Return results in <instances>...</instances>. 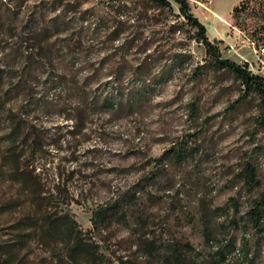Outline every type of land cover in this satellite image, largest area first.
<instances>
[{
  "label": "rangeland",
  "instance_id": "374dc122",
  "mask_svg": "<svg viewBox=\"0 0 264 264\" xmlns=\"http://www.w3.org/2000/svg\"><path fill=\"white\" fill-rule=\"evenodd\" d=\"M187 2L221 57L264 79V0ZM5 19L0 264H264L259 100L174 2L28 0ZM77 242L92 251L74 261Z\"/></svg>",
  "mask_w": 264,
  "mask_h": 264
},
{
  "label": "trees",
  "instance_id": "16d2710c",
  "mask_svg": "<svg viewBox=\"0 0 264 264\" xmlns=\"http://www.w3.org/2000/svg\"><path fill=\"white\" fill-rule=\"evenodd\" d=\"M28 0H0V29L3 28L5 24V18L8 16L9 12H14L17 10H20L21 7L24 5V3ZM156 2L157 4L161 6H170V2H174L178 6L179 14L182 16V18L185 21V24L189 27L193 28L196 32V36L198 37V40L203 43L205 48V53L208 57H210L216 66L219 69H225L227 71H230L234 73L241 82V85L243 86L242 89V98H245L251 94H256L257 98L259 100L258 109H259V121L261 124L264 125V79L263 77L252 74L249 71L245 69L242 65H239L235 63L234 61H231L227 58L221 57L218 51V47L210 42L206 36V29L205 26L190 12L188 2L187 0H151ZM245 9L244 6H237L233 9L234 16H238L239 12L241 10ZM36 38V37H34ZM33 40V38H32ZM23 68L25 70L31 69L30 64V58H28L25 63H23ZM20 81L17 82L19 85ZM16 84V85H17ZM141 96V94H139ZM134 97H129L126 99V101L130 100L128 105L133 101ZM106 105L110 108H120L122 106V101H115L113 99H106ZM11 133H15V130L11 131ZM17 170V169H16ZM246 183L252 188L254 186H259V181L256 180L254 168L249 167L246 169V175H245ZM102 212V213H101ZM100 213H96L94 217L92 218V223L94 226H97V220H110L112 218V215L106 216L105 209L102 210ZM126 213L122 211L120 215L124 216ZM264 215V191L252 201V206L249 210V217L251 222L254 225H257L261 222L262 216ZM114 216V215H113ZM151 247V246H150ZM69 256L72 260H76V256L79 254V252L85 251L87 254H90L92 250L87 248L86 245H82L79 242L75 243L70 248Z\"/></svg>",
  "mask_w": 264,
  "mask_h": 264
}]
</instances>
